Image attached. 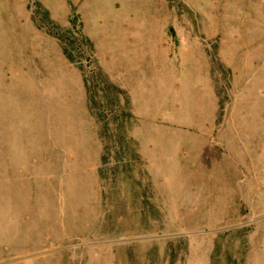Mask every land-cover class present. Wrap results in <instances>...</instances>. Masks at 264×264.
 <instances>
[{
	"label": "rangeland",
	"instance_id": "1",
	"mask_svg": "<svg viewBox=\"0 0 264 264\" xmlns=\"http://www.w3.org/2000/svg\"><path fill=\"white\" fill-rule=\"evenodd\" d=\"M228 1L0 0V264H264V0Z\"/></svg>",
	"mask_w": 264,
	"mask_h": 264
},
{
	"label": "crops",
	"instance_id": "2",
	"mask_svg": "<svg viewBox=\"0 0 264 264\" xmlns=\"http://www.w3.org/2000/svg\"><path fill=\"white\" fill-rule=\"evenodd\" d=\"M76 146V145H75ZM73 147L72 149H74L75 155L73 154L70 155V157H74L76 159V157L79 159L78 161H80L82 159V155L85 154V156H87V153H82V152H78L76 151V149L78 147ZM77 160V159H76ZM182 176V175H181ZM255 183L248 189L247 194L246 195H242L241 196V201H237V204H239V208H234L232 211L233 213H236L237 215L235 216V218L233 220H235L233 223V225H237L238 223L241 222L242 218H244V213L245 212H252L254 214H264V188L261 189L262 191L259 193L257 192V188H254ZM182 196V200L180 202V211L182 214V217L185 218V214L188 216V214L190 212H192V210L195 209V205L193 204L192 200L190 199V197L181 194ZM190 202V203H189ZM230 210H227L226 212H232ZM264 217V216H263ZM189 228V227H188ZM238 237V235H236V238ZM230 242L236 243L234 242V236H232L229 240ZM221 244V243H220ZM216 255H214V261H217V264H222L225 261L227 262V264H239L238 259H241V256H236L235 252H231V253H221L220 255L217 254V252H215ZM174 254L169 255V257H172V260H178V258H176L177 256H173ZM164 257H167V255L165 254ZM203 258H206V255H203ZM171 260V261H172Z\"/></svg>",
	"mask_w": 264,
	"mask_h": 264
},
{
	"label": "bare ground",
	"instance_id": "3",
	"mask_svg": "<svg viewBox=\"0 0 264 264\" xmlns=\"http://www.w3.org/2000/svg\"><path fill=\"white\" fill-rule=\"evenodd\" d=\"M228 1V0H227ZM261 1V0H260ZM229 2V1H228ZM258 2V1H257ZM8 3V2H7ZM264 3V2H263ZM226 4V3H225ZM259 4H262V3H259ZM262 6H263V4H262ZM223 8H225V6L223 7ZM228 8V7H227ZM10 9V8H9ZM221 9V8H220ZM226 9V8H225ZM264 9V8H263ZM260 10H262L261 8H260ZM7 11H9V10H7ZM6 11V12H7ZM221 11V10H220ZM263 12V11H262ZM222 13V12H221ZM225 14H228L227 12L225 13ZM229 14H230V12H229ZM245 14V13H244ZM212 15V14H211ZM226 17V16H225ZM245 17V16H244ZM213 18H214V16H213ZM17 19V18H16ZM210 19H212V18H210ZM225 19V18H224ZM234 20V19H233ZM18 21V20H17ZM222 21V20H221ZM256 21V20H255ZM216 22V21H215ZM225 22V21H224ZM243 23V22H242ZM241 23V24H242ZM259 23V22H258ZM223 24V23H222ZM225 26V25H224ZM216 27V26H215ZM34 28V27H33ZM14 34V33H13ZM19 37V36H18ZM260 49V48H259ZM253 50H255V49H253ZM39 51H41V50H39ZM34 52V51H33ZM248 52V51H247ZM250 52V51H249ZM252 53V52H251ZM27 54V53H26ZM29 58V57H28ZM35 59V58H34ZM26 62V61H25ZM27 67V66H26ZM37 77V76H36ZM39 79V78H38ZM36 80V79H35ZM37 83V82H36ZM65 107V106H64ZM81 107V106H80ZM65 110V109H64ZM39 121V120H38ZM63 165V164H62ZM63 172V171H62ZM64 173H65V171H64Z\"/></svg>",
	"mask_w": 264,
	"mask_h": 264
}]
</instances>
